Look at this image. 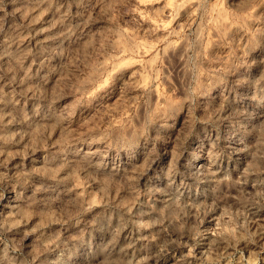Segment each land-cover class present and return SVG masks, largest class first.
<instances>
[{"label":"rangeland","instance_id":"rangeland-1","mask_svg":"<svg viewBox=\"0 0 264 264\" xmlns=\"http://www.w3.org/2000/svg\"><path fill=\"white\" fill-rule=\"evenodd\" d=\"M0 264H264V0H0Z\"/></svg>","mask_w":264,"mask_h":264},{"label":"bare ground","instance_id":"bare-ground-1","mask_svg":"<svg viewBox=\"0 0 264 264\" xmlns=\"http://www.w3.org/2000/svg\"><path fill=\"white\" fill-rule=\"evenodd\" d=\"M170 1V0H169ZM169 2L167 1V4H168Z\"/></svg>","mask_w":264,"mask_h":264}]
</instances>
